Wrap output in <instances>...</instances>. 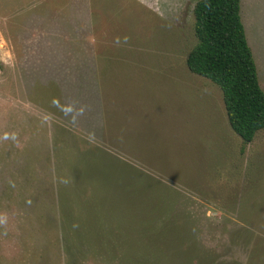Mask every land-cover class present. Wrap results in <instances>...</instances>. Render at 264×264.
Segmentation results:
<instances>
[{
	"label": "rangeland",
	"instance_id": "obj_1",
	"mask_svg": "<svg viewBox=\"0 0 264 264\" xmlns=\"http://www.w3.org/2000/svg\"><path fill=\"white\" fill-rule=\"evenodd\" d=\"M196 1L81 0L95 50L132 57L92 128L34 75L76 52L75 0H0V264H264V129L245 143L219 87L187 68ZM240 15L264 91V0ZM147 218L172 221L185 255L138 259Z\"/></svg>",
	"mask_w": 264,
	"mask_h": 264
},
{
	"label": "trees",
	"instance_id": "obj_2",
	"mask_svg": "<svg viewBox=\"0 0 264 264\" xmlns=\"http://www.w3.org/2000/svg\"><path fill=\"white\" fill-rule=\"evenodd\" d=\"M240 3L241 0L195 2L193 15L196 42L189 50L185 64L192 73L219 87L228 125L245 143H250L257 132L264 129V91L246 38ZM151 219L147 218L149 224L140 232L141 240L135 241L141 244L139 248H143L142 256H137L138 259L154 261L160 258L167 263L173 257L178 260V254L185 255L174 250L176 247L188 249L182 247L188 242L183 232L174 230L172 221H164V226L158 229L157 222L154 226L150 223ZM99 240L104 241V237ZM100 247H105L107 251L110 249V254H117L120 249L119 243L113 238ZM132 259L126 254L125 257L118 256L117 260L118 264H128L125 262H133ZM141 263L144 264V261Z\"/></svg>",
	"mask_w": 264,
	"mask_h": 264
},
{
	"label": "crops",
	"instance_id": "obj_3",
	"mask_svg": "<svg viewBox=\"0 0 264 264\" xmlns=\"http://www.w3.org/2000/svg\"><path fill=\"white\" fill-rule=\"evenodd\" d=\"M81 3V0H75V3L71 4V10L73 8L74 12H77L75 14V34L73 32L74 40L72 41L75 45L73 49L76 52L63 51L57 54L55 58L47 57L48 67L42 68V72L37 70L34 75H40L41 82L44 84L48 82L57 84L59 90L65 92L60 107L70 109L66 115L72 119H78V121L91 122L93 128L99 124L100 92L103 88V81L107 79L106 76H108L110 70L116 74L114 64L118 63L116 62V60H119L118 58L130 59L132 57L111 56L109 53H100L95 50L94 45L97 41V38L94 37L95 30L90 20L85 19L84 11L82 10V14H79V10L84 7ZM151 4L149 3V5ZM252 54H254L253 51ZM110 59H113L112 62ZM255 64L258 68L256 61ZM0 65H2V60H0ZM122 68L130 71L127 64Z\"/></svg>",
	"mask_w": 264,
	"mask_h": 264
}]
</instances>
